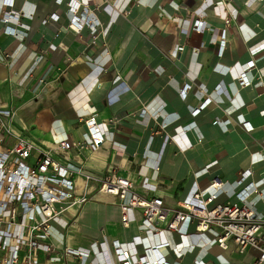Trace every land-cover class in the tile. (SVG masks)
I'll return each mask as SVG.
<instances>
[{"label":"crops","instance_id":"crops-1","mask_svg":"<svg viewBox=\"0 0 264 264\" xmlns=\"http://www.w3.org/2000/svg\"><path fill=\"white\" fill-rule=\"evenodd\" d=\"M75 3L0 0V108L14 112L16 135L49 144L60 127L58 134L79 140L87 134L81 117L96 111L105 136L100 150L53 155L63 163L87 160L96 169H115L138 193L162 197L173 208L215 177L228 193L221 200L239 190L246 171L244 185L264 183V0H82L80 11L101 23L95 36L88 26L71 27L82 15L71 10ZM196 20L206 28L196 30ZM6 23L17 28L15 35L4 32ZM252 60L255 67L248 68ZM51 65L56 70L34 92ZM241 69L250 85L240 83ZM82 185L79 179V192ZM132 218L124 226L118 197L97 193L53 222L54 240L60 248L88 249V264H121L115 240L133 259L157 240L170 242L161 248L170 262L177 259L176 244L186 250L189 238L177 232L143 231L140 208ZM189 231H196L195 223ZM201 248L179 254L180 263L193 264L198 255L213 264L222 254L229 264H253L235 243L228 250ZM65 261L80 264L74 256Z\"/></svg>","mask_w":264,"mask_h":264},{"label":"built area","instance_id":"built-area-1","mask_svg":"<svg viewBox=\"0 0 264 264\" xmlns=\"http://www.w3.org/2000/svg\"><path fill=\"white\" fill-rule=\"evenodd\" d=\"M6 1L10 5L14 4V0ZM76 1L78 3L72 5L71 10L81 12L82 15L75 17L71 27L81 31L88 26L95 36L100 21L88 20V12L80 11L82 0ZM56 16L55 13L52 15L53 18ZM194 28L202 31L206 26L201 20H196ZM4 32L15 35L17 28L6 23ZM225 36L224 29L221 51L226 44ZM247 66L255 67V61H249ZM56 68L52 65L49 67L46 75L35 86L34 92L40 91L43 82ZM240 71V83L250 85L252 81L246 70ZM189 88L188 84L183 88L184 97ZM208 101L209 98L193 113H198ZM13 117L11 109L0 108V264H66V258L71 256L79 258L80 264H88L91 256L88 249L70 246L60 248L57 245L53 235V222L68 209L92 200L97 193L118 197L122 222L126 227L131 225L134 210L140 208L141 228L147 234L161 235L169 231L189 238L186 250L181 248L183 242L176 244L177 250L174 248V253L177 259L173 262L168 261V254L161 250L163 246H171L169 241L157 240L147 248L144 255L133 259L130 251L115 240L114 246L121 264H181L179 254L194 252L205 245H219L228 250L231 243H235L240 252L251 255L253 264H264V213L260 210L264 206V183L244 185L250 171H246L240 178L239 190L226 200L220 199L227 193L225 183L215 177L208 188L202 189L197 185L179 203V207L173 208L167 206L162 197H148L138 193L134 182L115 169H96L87 160L78 164H73L70 160L63 163L53 155L54 152L68 153L76 150L80 153L99 151L105 143V136L102 131L103 120L98 112L81 117L80 120L87 129V134L81 139H73L64 133L58 134V127L51 131L52 141L49 144H39L27 136L16 135ZM249 124L245 122L247 128L251 129ZM12 137L10 142L9 138ZM204 171L199 173L200 178L208 173L207 169ZM79 179L83 181L80 192ZM210 188H213L212 192L208 191ZM170 215L171 220H168ZM165 221L168 223L166 228L156 226V223ZM191 223L196 224L195 232L189 231ZM207 233H213L214 236H207ZM192 237H196L195 243ZM193 264L207 263L197 255Z\"/></svg>","mask_w":264,"mask_h":264},{"label":"rangeland","instance_id":"rangeland-1","mask_svg":"<svg viewBox=\"0 0 264 264\" xmlns=\"http://www.w3.org/2000/svg\"><path fill=\"white\" fill-rule=\"evenodd\" d=\"M212 262L213 264H229V257L228 255H217ZM235 264H238V261H235Z\"/></svg>","mask_w":264,"mask_h":264}]
</instances>
